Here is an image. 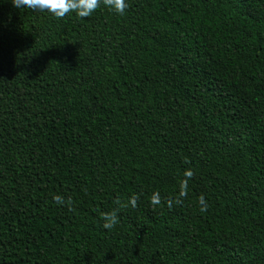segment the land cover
I'll use <instances>...</instances> for the list:
<instances>
[{
    "label": "trees",
    "instance_id": "obj_1",
    "mask_svg": "<svg viewBox=\"0 0 264 264\" xmlns=\"http://www.w3.org/2000/svg\"><path fill=\"white\" fill-rule=\"evenodd\" d=\"M126 2L0 0V264H264V0Z\"/></svg>",
    "mask_w": 264,
    "mask_h": 264
},
{
    "label": "clouds",
    "instance_id": "obj_2",
    "mask_svg": "<svg viewBox=\"0 0 264 264\" xmlns=\"http://www.w3.org/2000/svg\"><path fill=\"white\" fill-rule=\"evenodd\" d=\"M11 3L16 8H30L33 11L49 12L53 16L59 19L65 18L70 13H75L79 18L90 17L100 6L103 4L110 10L123 15L126 9L129 7L126 0H11ZM194 172L191 169H186L183 173V178L180 181L179 193L174 199H168L166 201L169 208H172L173 204H181L183 198L188 194L189 181L193 178ZM138 194H133L127 201H121L116 199L114 201L116 208L111 211L101 213V219L103 220V228L111 230L119 223V211L120 209L127 208L129 205L132 208L137 207L139 200ZM56 204L68 205L70 210L73 204L72 199L69 197L65 199L63 195H56L54 197ZM150 203L155 208L162 203V197L160 193L153 192L150 197ZM200 210L206 211L207 206L205 198L200 197Z\"/></svg>",
    "mask_w": 264,
    "mask_h": 264
}]
</instances>
